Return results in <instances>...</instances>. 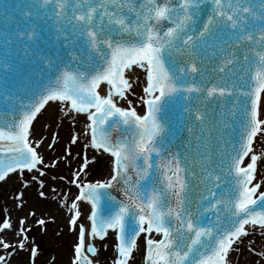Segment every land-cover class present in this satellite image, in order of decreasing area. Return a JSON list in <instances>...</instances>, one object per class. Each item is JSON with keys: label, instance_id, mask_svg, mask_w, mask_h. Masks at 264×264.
Listing matches in <instances>:
<instances>
[{"label": "snow or ice", "instance_id": "snow-or-ice-1", "mask_svg": "<svg viewBox=\"0 0 264 264\" xmlns=\"http://www.w3.org/2000/svg\"><path fill=\"white\" fill-rule=\"evenodd\" d=\"M15 7V28L0 33V181L17 171L44 175L45 140L33 122L50 102L61 120L85 114L84 147L99 153L78 154L70 181L79 190L68 206L76 233L70 264H101L94 241L110 231L111 264H132L141 247L145 264H234L242 245L252 264H264V248L245 245L250 235L264 237V151L255 147L264 145V0H20ZM41 64L53 78L33 86L27 66ZM9 76L18 78L11 86ZM138 87L142 113L128 99ZM178 126L187 135L174 147ZM78 138L71 135V144ZM50 139L51 148L56 135ZM94 166L107 175L81 180ZM81 201L90 204L88 223H78ZM26 219L14 227L0 217L8 256L26 248ZM9 229L15 245L5 239ZM28 251L35 264L37 249Z\"/></svg>", "mask_w": 264, "mask_h": 264}, {"label": "bare ground", "instance_id": "bare-ground-1", "mask_svg": "<svg viewBox=\"0 0 264 264\" xmlns=\"http://www.w3.org/2000/svg\"><path fill=\"white\" fill-rule=\"evenodd\" d=\"M142 70H138L140 72ZM137 96H129L128 99L133 100V105L136 107L138 113H142L144 110V105H142L138 100V95L142 94V87L136 88ZM262 104H264V94H262ZM120 106L126 107L127 101L123 100L120 101ZM57 109L56 104L51 102L49 105L46 106L44 110H42V114H38L37 120L33 122V128L34 133L37 138H40L41 136L45 140L44 143L40 145L38 148V151L43 157H46L47 154L50 153L48 144L51 143V135H56V142H55V152L54 155L56 157V162L66 160L67 158L72 162L71 173H75L77 170L74 169L76 167V164L80 165L81 155L78 154H84L87 153L89 157L95 153V150L91 149V147L85 148L84 145L88 143V137L84 134H82V130H84L85 127V114H75L77 122H73L71 120H61L56 115ZM45 116V117H44ZM42 117L45 118L41 123H38L39 119ZM56 125H59V127H56ZM77 135L78 141L76 144H71L70 137L71 135ZM256 147V146H255ZM257 151V147H256ZM97 156H99V153H95ZM69 155V157H67ZM107 155V154H105ZM67 157V158H66ZM45 160V159H44ZM27 170H25L26 172ZM36 171V170H33ZM89 171V177L84 181H92L96 179H103L108 172V169L104 166H94L90 167ZM24 172V173H25ZM258 172H262L264 174V170L258 167ZM20 174L18 171L15 173H10L8 177H6L5 181L9 180L15 175ZM102 175V177H101ZM83 176H81L82 178ZM87 177V176H86ZM85 178V176H84ZM260 177H258L259 179ZM4 181V182H5ZM76 187V185H74ZM37 186H32L31 189L26 190L23 194V197H27V202H24L23 209H19L17 205H13L10 210L8 211V217L12 219L14 223V227H18V221L25 216H27V219L25 222L29 223V227L33 226V219L36 220V216L43 217L45 216L46 220H53L54 224L58 226V229L62 232H68L69 231V225H68V217L70 215L68 211V206L70 205L71 201L75 199V196L78 195L79 190L73 188L71 183L66 182V184H55L53 187H44L43 190H39ZM45 188H54L50 191H46ZM264 190V185H262V189ZM43 191L45 193V196L41 197L40 192ZM64 201H67V203H64ZM80 206H83L85 209L81 210L82 216L78 220V223H88L87 221V215L89 214L90 210V204L86 201L78 202ZM84 203L86 205H84ZM7 205V204H5ZM30 208H32L30 210ZM25 209L28 211L25 212ZM7 210V209H6ZM29 212H35V216H28ZM28 227V228H29ZM35 227V226H34ZM6 236L5 239L7 242L12 243L15 242L19 237H15L12 230H5ZM5 235V233L0 232V236ZM114 237V235H113ZM249 239V238H248ZM250 240L254 241L255 245L257 246V249L264 248V237H261L259 233L254 234V237ZM115 241V237H114ZM114 241H110L109 237L107 239L105 238V243H108L110 250L114 252ZM248 242V241H247ZM245 242V245L247 244ZM96 247L98 248L99 252L98 255L101 260V264H111V260L109 261L108 255H106L105 249H102V247H99L97 245V240L94 241ZM15 244V243H14ZM244 246V245H243ZM5 252V250H3ZM112 252V253H113ZM241 252H244V255L236 254V259L234 261V264H252L253 257L249 255L245 251V247L241 246ZM12 255V260H19L23 263L24 262V256L23 252L16 253ZM113 256V254H112ZM70 255L68 254L66 256V260L64 264H70ZM145 257V251L143 247L136 250L134 253V260L132 261V264H144Z\"/></svg>", "mask_w": 264, "mask_h": 264}, {"label": "rangeland", "instance_id": "rangeland-1", "mask_svg": "<svg viewBox=\"0 0 264 264\" xmlns=\"http://www.w3.org/2000/svg\"><path fill=\"white\" fill-rule=\"evenodd\" d=\"M45 117V116H44ZM42 117L39 119L38 123H41L45 118ZM53 147H49L50 153L44 157V164L40 165V167L44 175L40 176L39 172L33 171L29 173H24L23 176L20 174L13 176L9 180L0 183V217H8V211L13 205H18L20 201L16 200V197L19 193L25 192L28 189H31L32 186H40V181H43V187L38 188L39 190H43L44 187H53L55 184L61 183L66 184V182L70 183L71 179L73 178L74 173H71L72 169L70 166L72 165L70 160L66 157V160L56 162V157L54 155L55 149ZM257 152L264 151V145L257 144ZM80 167L79 164H76V167L74 169L78 170ZM89 171L87 177L82 174L81 180L85 181L89 177ZM35 176L37 179L33 180L32 177ZM102 177V175H101ZM27 184V186H25ZM72 184V183H71ZM73 188L77 190V187L72 184ZM46 191H50L54 188H45ZM21 199L24 202H27V197H21ZM7 204V205H5ZM84 205H86L84 203ZM19 209H23L18 207ZM7 209V210H6ZM32 208H30L31 210ZM80 209H85L83 206H80ZM28 210L25 209V212ZM82 216V212H81ZM45 219L46 223L44 226H40L36 224L37 219ZM81 218V217H80ZM36 220L33 219V226L29 227V223L25 222V227H29V231L27 233L28 239L25 241L26 248L25 250L18 251L19 253L23 252L25 254L24 256V262L22 263L19 258L18 260H12V255L18 253H13L11 256H8L6 252H2V247H0V254L6 255V259L8 260V264H29V248L34 247L37 249V255L35 258V264H64L66 260V256L69 254L72 255V248L73 244L76 241V233L73 231L68 232H62L60 229H58V226L54 224L53 220H46L45 216L39 217L36 216ZM35 226V227H34ZM254 235H250L249 239L253 238ZM107 239V238H106ZM110 241H114L113 235L109 237ZM105 241V240H104ZM104 241L97 240V245L99 247H102V244H104ZM248 241V238L245 242ZM15 242H12L10 244H14ZM108 244V243H107ZM242 247H245L242 245ZM104 249V248H102ZM8 251H11L9 249ZM106 255L111 260L112 256V250H110V247L105 249Z\"/></svg>", "mask_w": 264, "mask_h": 264}, {"label": "water", "instance_id": "water-1", "mask_svg": "<svg viewBox=\"0 0 264 264\" xmlns=\"http://www.w3.org/2000/svg\"><path fill=\"white\" fill-rule=\"evenodd\" d=\"M1 1V0H0ZM1 10H2V8H0V17H4L2 14H1ZM9 29H14V27H8ZM5 31V29H3V30H1L0 31V33H3ZM0 43H3V39H2V37H0ZM40 65H33V67L35 68H37V67H39ZM29 67H30V65L29 66H27V70H28V72H29ZM210 68V67H209ZM32 76L34 77V81L36 82V83H40V82H43L44 84H47V82H48V80L49 79H52L53 77H51L50 75H47V74H44V73H39V72H37V73H33L32 74ZM8 80H9V86H11L12 84H14V83H16V81H17V77H15V76H9L8 78H7ZM185 133L186 132H181V131H179V126H178V130H177V133H176V136L177 137H182L181 136V134H184L185 135ZM175 140V139H174ZM173 140V146L175 147L177 144H179V143H177V142H175ZM180 151H183V149L181 148V149H179ZM196 183H198V182H196ZM199 192H200V188L198 187V188H195L194 190H193V196L195 197V198H197L198 199V196H199ZM112 194L114 195V196H116V197H120V198H122V196L120 195V193H119V191L118 190H113L112 191ZM205 195H206V193H205ZM212 219H214L215 217H211Z\"/></svg>", "mask_w": 264, "mask_h": 264}]
</instances>
